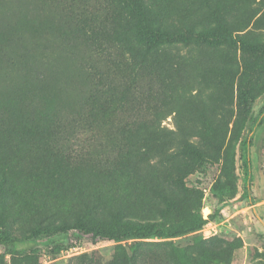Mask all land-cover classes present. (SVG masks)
<instances>
[{
	"label": "rangeland",
	"instance_id": "obj_1",
	"mask_svg": "<svg viewBox=\"0 0 264 264\" xmlns=\"http://www.w3.org/2000/svg\"><path fill=\"white\" fill-rule=\"evenodd\" d=\"M132 1L153 29L222 26L264 45V0ZM133 24L125 0H0V230L84 218L185 233L82 240L54 256L0 248L1 264H264V130L251 133L252 204L238 152V94L256 116L264 55L196 42L147 51Z\"/></svg>",
	"mask_w": 264,
	"mask_h": 264
},
{
	"label": "trees",
	"instance_id": "obj_2",
	"mask_svg": "<svg viewBox=\"0 0 264 264\" xmlns=\"http://www.w3.org/2000/svg\"><path fill=\"white\" fill-rule=\"evenodd\" d=\"M125 4L134 18L131 36L136 44L143 46L147 51L160 46H189L190 43L196 42L211 46L227 44L236 46L240 50L250 54L264 55V45L249 42L240 36L232 35L222 26L203 30H194L191 28L174 31L162 30L160 28L153 29L149 26L146 16L138 4H135L132 0H125ZM250 99L251 96L248 91L240 90L238 94V106L244 118V126L247 127V132L243 134L238 141L239 159L243 174V188L240 198L247 199V201L252 204L251 147H254V153L258 157L260 140L254 141L251 133H253L257 127H261V129L264 130V105L259 113L254 116L250 111ZM183 233H185V230L182 228L166 229L156 220L143 223L137 222L134 225L114 229L88 223L82 218L74 223L39 226L23 236H15L4 230H0V248L12 255L20 254L25 257H30L35 256L38 251L42 249L41 247H44L49 254L54 256L72 245H77L82 240H89L91 242L101 240L119 242L136 238L167 239L180 236ZM65 240L68 242L64 243ZM1 263L2 256L0 254V264ZM103 264L144 263L141 254H132L128 257H121L116 254L109 262Z\"/></svg>",
	"mask_w": 264,
	"mask_h": 264
}]
</instances>
